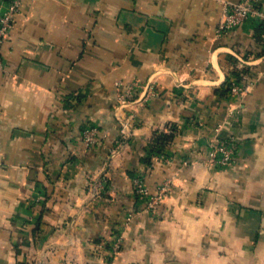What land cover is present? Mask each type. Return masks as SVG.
<instances>
[{
  "label": "crops",
  "instance_id": "0c3cea01",
  "mask_svg": "<svg viewBox=\"0 0 264 264\" xmlns=\"http://www.w3.org/2000/svg\"><path fill=\"white\" fill-rule=\"evenodd\" d=\"M221 1L240 0H20L1 47L0 264H264V41L256 18L218 37ZM233 72L238 101L221 94ZM91 126L106 137L85 150ZM214 136L230 166L206 162ZM136 177L169 184L155 214Z\"/></svg>",
  "mask_w": 264,
  "mask_h": 264
},
{
  "label": "built area",
  "instance_id": "2783aa9c",
  "mask_svg": "<svg viewBox=\"0 0 264 264\" xmlns=\"http://www.w3.org/2000/svg\"><path fill=\"white\" fill-rule=\"evenodd\" d=\"M6 4V11L0 14V71L4 68L1 47L13 26L14 17L20 7V0H8ZM252 18L264 21V14L256 0H240L239 2L221 1L216 35L218 37L223 36ZM244 79L245 78L242 77L240 81L231 82L227 96L230 101L240 100L247 92L250 87V82L245 81ZM119 125L121 138L125 139L129 133L130 122L127 119L119 120ZM218 128L219 127L215 128V132L218 131ZM105 137L106 135L103 132H100L98 128L93 126L86 127L81 132L82 146L85 150L101 146ZM234 150L235 146L232 140L221 139L218 136H214L208 145L206 162L216 167L230 166ZM113 152L114 149L111 150V153ZM106 182L107 179L104 174L98 180L91 183L90 189L93 198L96 199L101 196L102 191L106 186ZM168 187L169 184L165 182L158 186L155 192H149L141 178L136 177L133 179V193L135 197L143 202V210L150 214L156 213L158 205L169 191ZM132 218V212H128L125 216L126 222H130ZM110 249L112 253H116L119 250V241H113L110 245Z\"/></svg>",
  "mask_w": 264,
  "mask_h": 264
},
{
  "label": "trees",
  "instance_id": "16d2710c",
  "mask_svg": "<svg viewBox=\"0 0 264 264\" xmlns=\"http://www.w3.org/2000/svg\"><path fill=\"white\" fill-rule=\"evenodd\" d=\"M4 1L7 3L8 0H4ZM254 38L256 42L264 41V21L259 22L258 27L256 28L254 32ZM232 75L234 76L233 80L228 79L221 90V94L226 97L228 96L231 82L241 80L239 73L233 72ZM166 140H167V137L164 134L162 133L159 134V138L157 139V143H156L157 145L155 146L154 149H151V151H153L155 154L159 153L160 147L163 145V143Z\"/></svg>",
  "mask_w": 264,
  "mask_h": 264
}]
</instances>
